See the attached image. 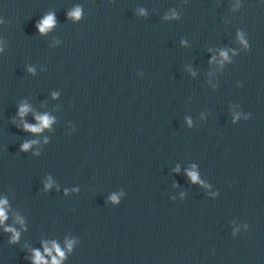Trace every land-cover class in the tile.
<instances>
[{
    "label": "water",
    "instance_id": "obj_1",
    "mask_svg": "<svg viewBox=\"0 0 264 264\" xmlns=\"http://www.w3.org/2000/svg\"><path fill=\"white\" fill-rule=\"evenodd\" d=\"M3 201L0 264H264V0H0Z\"/></svg>",
    "mask_w": 264,
    "mask_h": 264
},
{
    "label": "clouds",
    "instance_id": "obj_2",
    "mask_svg": "<svg viewBox=\"0 0 264 264\" xmlns=\"http://www.w3.org/2000/svg\"><path fill=\"white\" fill-rule=\"evenodd\" d=\"M73 15L75 16H79V10H77L75 13H73ZM54 23V20H53V17L49 16L44 22H43V25L40 26V30L43 32L45 29H47L48 27H50L52 24ZM27 111L26 108H22L21 109V114L23 115L25 112ZM43 123L45 125H47L49 123L48 119L45 117L44 120H43ZM26 128H30L32 131H39L38 128H32L31 126L29 125H25ZM24 149L26 150L29 145L28 144H25L24 146ZM4 203H6V201H3V202H0V205H3ZM7 219V216L5 214V211H4V208L2 206H0V223H2L4 220ZM6 231H13L14 232V229H6ZM19 238V234L16 233L14 236H13V242H15L16 240H18ZM47 250V249H46ZM57 251L59 252V249L57 248ZM60 255L62 256L63 253H60ZM35 256H36V264H41V261L43 260V258L41 257L40 253L39 252H36L35 253ZM54 260V264H58L57 261H55V258H53ZM44 264H46V262H44Z\"/></svg>",
    "mask_w": 264,
    "mask_h": 264
}]
</instances>
